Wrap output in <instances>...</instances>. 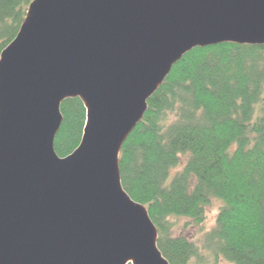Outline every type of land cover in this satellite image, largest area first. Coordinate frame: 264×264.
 <instances>
[{"label": "water", "instance_id": "obj_1", "mask_svg": "<svg viewBox=\"0 0 264 264\" xmlns=\"http://www.w3.org/2000/svg\"><path fill=\"white\" fill-rule=\"evenodd\" d=\"M264 44V0H31L0 52V264H170L120 151L196 47ZM79 98L59 156L60 104Z\"/></svg>", "mask_w": 264, "mask_h": 264}, {"label": "trees", "instance_id": "obj_2", "mask_svg": "<svg viewBox=\"0 0 264 264\" xmlns=\"http://www.w3.org/2000/svg\"><path fill=\"white\" fill-rule=\"evenodd\" d=\"M30 2L0 0V52ZM170 71L122 144L121 186L146 206L170 264H264V44L196 47ZM59 108L54 150L66 156L85 108L79 98ZM212 199L215 224L197 244L177 219L200 224Z\"/></svg>", "mask_w": 264, "mask_h": 264}, {"label": "rangeland", "instance_id": "obj_3", "mask_svg": "<svg viewBox=\"0 0 264 264\" xmlns=\"http://www.w3.org/2000/svg\"><path fill=\"white\" fill-rule=\"evenodd\" d=\"M5 48V47H4ZM221 203L219 201L212 199L209 204L205 207V217L204 220L200 224H193V221L189 220L188 218H178L177 222L179 224V227L182 231V233H185L186 235H190L191 238L194 239V241L197 244H201V239L204 237V233L208 232L214 224L215 219L217 216V211ZM200 242V243H199ZM219 264H227L224 259H221ZM200 264H208V263H200Z\"/></svg>", "mask_w": 264, "mask_h": 264}]
</instances>
